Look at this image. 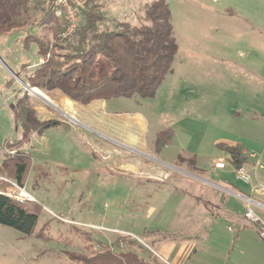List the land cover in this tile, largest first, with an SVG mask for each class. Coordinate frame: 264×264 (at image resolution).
<instances>
[{"label":"rangeland","instance_id":"obj_1","mask_svg":"<svg viewBox=\"0 0 264 264\" xmlns=\"http://www.w3.org/2000/svg\"><path fill=\"white\" fill-rule=\"evenodd\" d=\"M92 1L110 26L115 20L145 24L153 0ZM162 1L177 52L154 96L95 100L91 110L77 104L75 119L57 103L64 96L37 95L26 90L24 72L16 76L21 64L42 62L22 49V34L0 37V164L5 142L21 136L16 99L24 93L40 122L55 118L67 126L47 129L18 149L29 159L19 202L35 201L43 213L30 236L0 225V264H77L69 255H89L84 235L92 242L130 236L166 264H177L183 252L193 257L196 235L209 232L204 205L211 200L205 185L179 170L193 168L186 153H196L209 170L216 160L229 166L218 142H239L249 151L246 139L258 138L264 147V0ZM24 2L0 0V23L24 10L39 14L37 0ZM256 48L253 58L262 63L247 64ZM135 114L146 121L145 133L120 124ZM166 128L173 138L157 158L154 136Z\"/></svg>","mask_w":264,"mask_h":264},{"label":"trees","instance_id":"obj_2","mask_svg":"<svg viewBox=\"0 0 264 264\" xmlns=\"http://www.w3.org/2000/svg\"><path fill=\"white\" fill-rule=\"evenodd\" d=\"M19 4L24 7L26 3ZM24 11L17 12L15 21L0 23V37L21 33L22 49L42 60L34 67L23 63L16 73L18 78L23 72L26 74L24 81L31 90L60 94L81 106L120 97L151 98L171 70L177 46L170 11L162 0L150 2L145 24L115 20L110 26L106 25L107 18L101 8L92 0H86L78 11L77 27L67 38L61 36L65 24L55 17L52 9L40 5L38 15ZM29 101L27 93L16 99V120L21 136L12 143L5 142L7 154L0 164V225L23 236L32 235L43 208L35 201L19 202L11 194L13 185L23 189L29 170L28 157L18 149L33 136L64 126L55 118L40 122ZM172 138L170 128L158 132L156 151L168 146ZM216 147L228 154L234 170L244 168L249 162L241 146L220 143ZM79 238L90 251L89 255L81 257L70 254L77 264H166L130 236L119 235L110 242H92L87 235Z\"/></svg>","mask_w":264,"mask_h":264},{"label":"crops","instance_id":"obj_3","mask_svg":"<svg viewBox=\"0 0 264 264\" xmlns=\"http://www.w3.org/2000/svg\"><path fill=\"white\" fill-rule=\"evenodd\" d=\"M257 51L258 48L251 51L249 57L252 59L247 58V64L256 62L257 66L262 63L253 58L254 54L256 57L259 56ZM57 103L74 118V108L77 104L68 102L65 97L59 99ZM86 108L91 110V103ZM96 108L102 109L103 107L96 105ZM125 118H128V123L125 121V123H120L121 125L136 126L141 128L142 133L147 131L148 125L141 115L135 114L131 117L125 115ZM120 120L122 119L120 118ZM64 127L67 128L66 123H64ZM254 129L257 128L254 127ZM245 142L250 146L249 151L239 142L235 144L218 142L216 145L222 143L227 146H241L245 155L247 153L256 155L257 158L247 155L249 162L244 166V169L252 176L250 184H244L235 179L234 168L230 163L229 166L224 164V168L219 169L215 168V165L222 162L216 160L209 170H206L202 167L196 153H186L193 168L190 170L180 167L179 170L198 184L206 186V195L211 200L204 205L210 214V219L206 223L209 226V232L196 235L199 240L197 244L194 243L193 257H191L192 254L186 257L185 252L180 253L176 259L177 264H264V241L258 236L252 220L248 217L250 214L251 217L264 223V147L258 138L246 139ZM153 145L156 155L158 152L155 149V139ZM156 156L159 158V155ZM156 162H159L163 168H172L173 166L171 162L164 159H159ZM158 173L159 176H162V171ZM27 195L33 200V197Z\"/></svg>","mask_w":264,"mask_h":264},{"label":"built area","instance_id":"obj_4","mask_svg":"<svg viewBox=\"0 0 264 264\" xmlns=\"http://www.w3.org/2000/svg\"><path fill=\"white\" fill-rule=\"evenodd\" d=\"M39 4L45 9H52L56 18L63 21L65 24V29L62 32V38H67L71 36L78 24V11L85 6L86 0H37ZM251 158H257L253 153H247ZM215 168L222 169L224 168L223 163H217ZM235 179L244 184H250L252 181V176L244 168L234 170ZM15 193L11 194L16 197V194L21 198H17L18 201H23L25 196L22 195L21 188L13 185V190ZM249 219L252 220L255 231L258 236L264 241V223L258 221L256 218H253L248 214Z\"/></svg>","mask_w":264,"mask_h":264},{"label":"bare ground","instance_id":"obj_5","mask_svg":"<svg viewBox=\"0 0 264 264\" xmlns=\"http://www.w3.org/2000/svg\"><path fill=\"white\" fill-rule=\"evenodd\" d=\"M33 91H34V93H36L37 95H39L38 92H36L37 91L36 89L31 90V92H33ZM22 195H25V194H22Z\"/></svg>","mask_w":264,"mask_h":264},{"label":"water","instance_id":"obj_6","mask_svg":"<svg viewBox=\"0 0 264 264\" xmlns=\"http://www.w3.org/2000/svg\"><path fill=\"white\" fill-rule=\"evenodd\" d=\"M24 86L26 87V90H29L31 92V89L28 86H26V85H24ZM33 93H34V91H33Z\"/></svg>","mask_w":264,"mask_h":264}]
</instances>
